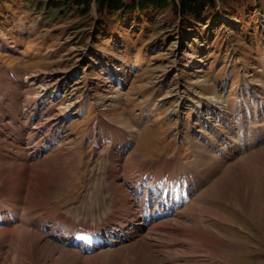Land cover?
I'll return each mask as SVG.
<instances>
[{
  "label": "rangeland",
  "instance_id": "374dc122",
  "mask_svg": "<svg viewBox=\"0 0 264 264\" xmlns=\"http://www.w3.org/2000/svg\"><path fill=\"white\" fill-rule=\"evenodd\" d=\"M27 3L0 0V264L45 262L23 231L57 264H264V0L191 31L150 10L101 33ZM116 222L131 236L96 249L61 237Z\"/></svg>",
  "mask_w": 264,
  "mask_h": 264
},
{
  "label": "trees",
  "instance_id": "16d2710c",
  "mask_svg": "<svg viewBox=\"0 0 264 264\" xmlns=\"http://www.w3.org/2000/svg\"><path fill=\"white\" fill-rule=\"evenodd\" d=\"M234 0H28L27 5L37 7L45 18L53 19L61 16L77 15L87 23H97L98 32H104L110 21L121 20L127 17H136L150 10L156 12L170 11L184 25L188 31L208 23L212 17L217 18L223 10L230 16L248 10L236 9L232 6ZM244 1V0H240ZM240 10V11H239ZM97 12L99 17L93 15ZM122 17V18H121ZM94 21V22H93ZM87 25V24H86ZM105 29V30H104Z\"/></svg>",
  "mask_w": 264,
  "mask_h": 264
},
{
  "label": "bare ground",
  "instance_id": "6f19581e",
  "mask_svg": "<svg viewBox=\"0 0 264 264\" xmlns=\"http://www.w3.org/2000/svg\"><path fill=\"white\" fill-rule=\"evenodd\" d=\"M21 80H24V79H19L18 81H21ZM14 96H15V98L16 99H20V96H19V94L16 92L15 94H14ZM39 120V119H38ZM34 122V121H33ZM36 125H35V127H33V128H35V129H39V127H40V121L39 122H37V123H35ZM44 126V125H43ZM41 128V127H40ZM46 143V142H45ZM39 145H40V148L42 147H45L44 146V143H38ZM136 156V155H135ZM67 165V164H66ZM241 170V169H240ZM239 170V171H240ZM233 170H231L230 171V173L229 174H231V172H232ZM247 172V171H246ZM228 174V175H229ZM228 175H226L221 181H219L217 184H216V190L215 191H218V190H222V189H220L221 188V185L223 184V182L225 181V179L228 177ZM230 176V175H229ZM247 179V178H246ZM220 180V179H219ZM43 189H44V187L43 188H41V196L44 194V192H45V190L43 191ZM17 190V189H16ZM18 190H19V188H18ZM18 190H17V192H18ZM39 190V189H38ZM22 191V190H21ZM43 191V192H42ZM227 193H228V191H227ZM230 193V192H229ZM17 194V193H16ZM225 194V193H224ZM18 195V194H17ZM39 196V195H38ZM40 196V197H41ZM235 201V200H234ZM239 206V205H238ZM242 207V206H241ZM0 208H1V205H0ZM254 212V211H253ZM14 215V214H13ZM9 219H11V217L9 218ZM2 233V232H1ZM22 234H23V238L29 243V245H31V246H34V249L36 250L37 248H39V247H41V246H43V248L45 247L46 249H45V251H44V253H43V256H41L40 258H38V261H39V263H40V261L42 260V259H44L43 261H45L44 263L45 264H57L59 261H60V259H61V257H64V256H66L67 255V252L63 249V248H61L60 246H58V245H55V244H53V243H51V242H49V241H43L42 243L40 242V237L38 236V235H36V234H34V233H30V232H27V231H23L22 232ZM13 237H15V236H13ZM24 244V243H23ZM143 243H141V242H133V243H131L130 244V247H129V249H133L132 250V254L134 255V256H136V258H137V256H138V254L140 255V252H141V250L143 249V250H147V249H145V246H143L142 245ZM142 248V249H141ZM142 250V251H143ZM57 252L60 254L59 256H57ZM41 255V254H40ZM130 255V254H129ZM44 257V258H43ZM140 258V257H139ZM43 263V264H44Z\"/></svg>",
  "mask_w": 264,
  "mask_h": 264
}]
</instances>
